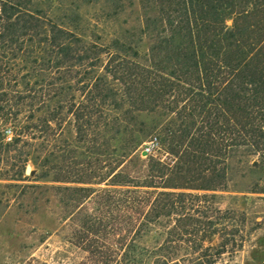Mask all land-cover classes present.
Masks as SVG:
<instances>
[{"label": "trees", "instance_id": "16d2710c", "mask_svg": "<svg viewBox=\"0 0 264 264\" xmlns=\"http://www.w3.org/2000/svg\"><path fill=\"white\" fill-rule=\"evenodd\" d=\"M122 1L104 0V21ZM138 5L140 32L103 45L76 18L70 30L34 0H0V188L31 213L55 199L91 254L92 238L119 235L115 252H97L103 264H180L181 239L199 251L220 231L196 216L217 196L193 192L224 190L231 159L264 169V0ZM151 115L168 162L135 155L154 138L143 140ZM227 243L191 264L211 263Z\"/></svg>", "mask_w": 264, "mask_h": 264}, {"label": "rangeland", "instance_id": "374dc122", "mask_svg": "<svg viewBox=\"0 0 264 264\" xmlns=\"http://www.w3.org/2000/svg\"><path fill=\"white\" fill-rule=\"evenodd\" d=\"M34 2L41 5L48 18L70 30L71 21L76 18L84 38L86 34L87 39L98 44L107 45L125 34L137 35L142 28L138 0H123L119 13L110 21H104V0L89 6H85L84 0H62L61 5L56 0L53 3L50 0ZM139 46L140 53H146L148 42L143 40ZM158 121L154 115L142 119L145 131L143 140L154 136L161 138L159 128H155ZM5 127L11 129L9 124ZM141 145L135 155L145 163H151L150 159L141 155ZM167 152V145L164 144L155 159L164 162L171 160L172 156ZM252 159L241 157L228 162V181L224 190L193 192L217 196L216 199L201 200L196 216L203 222L204 230L210 231V222H219L214 228L220 231L211 239H206L203 249L199 251L191 245L190 239H181L180 264L198 263L204 248H215L225 239L228 240L225 252L205 264H264V169H252ZM11 164L10 161L9 167ZM28 164L34 171V166L30 162ZM96 187L103 188L104 185ZM4 192L0 188V264H103L101 254H98L106 251L103 245L106 244L110 252H115L120 236L111 232L106 238H102V235L92 238L95 240V249L94 254H91L89 243H81L76 239L75 233L79 230L76 222L64 221L65 213L56 206L55 199L51 198L47 206L39 204L36 211L31 213L33 207L30 203L19 199L7 202L3 197ZM26 204L30 206L26 207ZM84 207L85 212L99 216L93 202L85 203ZM218 209L221 214L216 212ZM214 253V249H208L206 254Z\"/></svg>", "mask_w": 264, "mask_h": 264}, {"label": "built area", "instance_id": "2783aa9c", "mask_svg": "<svg viewBox=\"0 0 264 264\" xmlns=\"http://www.w3.org/2000/svg\"><path fill=\"white\" fill-rule=\"evenodd\" d=\"M10 139H11V134L8 133L7 140L10 141ZM160 149H161V146H160L159 140L156 137H154L143 145L141 149V153L144 152L146 156L156 157V154L158 153Z\"/></svg>", "mask_w": 264, "mask_h": 264}, {"label": "water", "instance_id": "95a60500", "mask_svg": "<svg viewBox=\"0 0 264 264\" xmlns=\"http://www.w3.org/2000/svg\"><path fill=\"white\" fill-rule=\"evenodd\" d=\"M141 155L146 157V154L144 152H142ZM33 174L34 173H33V170L31 168V166L29 164L26 165V167H25V175L31 177V176H33Z\"/></svg>", "mask_w": 264, "mask_h": 264}]
</instances>
